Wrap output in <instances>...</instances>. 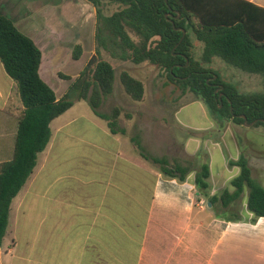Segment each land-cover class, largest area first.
Here are the masks:
<instances>
[{"label":"crops","instance_id":"0c3cea01","mask_svg":"<svg viewBox=\"0 0 264 264\" xmlns=\"http://www.w3.org/2000/svg\"><path fill=\"white\" fill-rule=\"evenodd\" d=\"M245 1L264 10V0ZM24 5L0 0V15L40 49L39 75L60 99L70 84L53 74L66 72L61 66L71 55L64 59L57 48L45 52L44 41L32 35L39 29L38 9L24 12ZM81 49L75 62L84 57ZM146 103L118 117L124 133H112L85 101L50 123L49 143L10 204L0 264H264V217L238 218L236 204L208 206L194 184L198 133L186 130L180 139L166 115L150 112ZM23 109L0 62V165L13 159ZM139 147L191 171L183 181L167 177Z\"/></svg>","mask_w":264,"mask_h":264},{"label":"trees","instance_id":"16d2710c","mask_svg":"<svg viewBox=\"0 0 264 264\" xmlns=\"http://www.w3.org/2000/svg\"><path fill=\"white\" fill-rule=\"evenodd\" d=\"M85 1L95 10L96 57L86 64L60 99L39 75L40 49L9 18L0 15V62L16 83L24 107L18 118L13 159L0 165V246L6 235L12 199L31 175L37 155L49 143L50 123L55 118L76 101H85L98 117L107 121L112 133H124L117 125L120 108H113L110 114L99 111L104 98L112 93L115 80L112 65L100 58V48L120 51L121 59L135 65L149 63L165 71L170 84L201 99L219 124L231 121L244 125V116L247 123L257 120L256 126L264 125L260 121L264 119V94H242L218 77L212 79L215 74L205 67L216 58L243 73L264 76V10L245 0ZM111 4L116 5V10L108 14ZM192 39L202 44L199 60L194 58ZM81 52V46L76 45L72 59L78 60ZM119 80L133 102L144 100L142 81L126 71L120 73ZM217 85H222L223 90H218ZM139 150L143 158L158 164L167 177L183 181L191 171V166L169 164L149 156L140 147ZM198 158L199 153L193 157L192 167L197 165L193 169L194 184L200 198L211 207L219 204L229 209L247 189V208L254 220L264 217V186L253 178L248 159L242 153L237 161L229 162L230 166L240 168L239 175L230 181L233 190L226 188L214 196L209 194V167L199 163Z\"/></svg>","mask_w":264,"mask_h":264},{"label":"rangeland","instance_id":"374dc122","mask_svg":"<svg viewBox=\"0 0 264 264\" xmlns=\"http://www.w3.org/2000/svg\"><path fill=\"white\" fill-rule=\"evenodd\" d=\"M22 2L25 4L24 12L30 10V6L33 11L35 8L38 9L39 29L33 31L32 35L44 41L42 47L46 53L57 48L63 53L64 59L68 54L72 58L74 47L79 44L83 47L84 57L77 62L73 59L65 61L61 67L66 72L53 74L54 78L57 75L59 79L71 84L80 73L74 69L78 68L85 58L88 63L96 57L95 10L85 0H22ZM115 10L116 5L111 4L107 7L108 14ZM49 35H52L53 39L48 37ZM131 36L135 39L133 34ZM191 41L194 58L199 60L202 44L194 39ZM99 50L100 58L108 61L115 71L113 91L104 98L99 108L101 112L110 114L113 108L117 107L121 109L122 115L132 111L134 105H139L131 101L121 86L119 75L126 71L142 81L145 90L144 102H147L145 108L153 113L165 114L168 128L175 129L180 139L186 138V130L198 133L195 137L198 144V160L209 167L210 189L224 187L232 190L230 181L239 175L240 168L230 166L229 162L237 161L241 153L248 159L253 178L264 186V125L256 126L255 123L248 127L236 125L231 121L219 124L210 116L201 99H195L191 92H181L179 88L170 84L165 71L149 63L135 65L129 60H123L120 51L117 50L109 51L108 48ZM205 67L215 74L213 79L218 77L223 84L237 88L242 94H264V76L243 73L216 58ZM59 85L61 87L62 83ZM83 106L90 109L87 102ZM236 205L237 209L239 208L235 210L238 218L253 215L247 208V189Z\"/></svg>","mask_w":264,"mask_h":264},{"label":"water","instance_id":"95a60500","mask_svg":"<svg viewBox=\"0 0 264 264\" xmlns=\"http://www.w3.org/2000/svg\"><path fill=\"white\" fill-rule=\"evenodd\" d=\"M177 18H179V14L177 15ZM182 34H183V36H182V38H183V37H184V34H185V31H184V30H182ZM212 79H213V78H212ZM218 90L222 91V90H223V86L220 85V86L218 87ZM221 96H222V93L219 94V101L221 100ZM220 107H221V105H220ZM242 118L244 119V126H248V127H250V126H252L253 124H255V123L258 122L257 120H255V121H253V122L247 123L246 120H245V117L242 116ZM260 121H261V122H264V119H262V120H260ZM208 206H210V203H208Z\"/></svg>","mask_w":264,"mask_h":264},{"label":"flooded vegetation","instance_id":"af4514ba","mask_svg":"<svg viewBox=\"0 0 264 264\" xmlns=\"http://www.w3.org/2000/svg\"><path fill=\"white\" fill-rule=\"evenodd\" d=\"M219 85H217V89H218Z\"/></svg>","mask_w":264,"mask_h":264},{"label":"built area","instance_id":"2783aa9c","mask_svg":"<svg viewBox=\"0 0 264 264\" xmlns=\"http://www.w3.org/2000/svg\"><path fill=\"white\" fill-rule=\"evenodd\" d=\"M202 204H204V202L202 201Z\"/></svg>","mask_w":264,"mask_h":264}]
</instances>
